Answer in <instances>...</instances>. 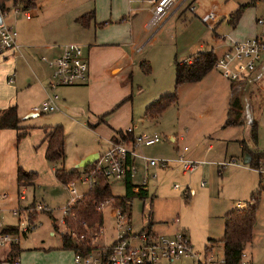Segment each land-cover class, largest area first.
<instances>
[{
  "label": "rangeland",
  "instance_id": "obj_1",
  "mask_svg": "<svg viewBox=\"0 0 264 264\" xmlns=\"http://www.w3.org/2000/svg\"><path fill=\"white\" fill-rule=\"evenodd\" d=\"M190 3L195 6L194 13L187 10ZM242 5L247 7L235 28L229 22L230 15ZM8 8L6 22L13 24L20 35H31L28 23L35 20L36 7L28 10L33 17L31 20H26L23 12L15 13L11 2L8 3ZM213 9L216 24L219 23L216 28L212 23L206 24L200 19L205 12ZM261 14H264V0H186L178 11H172L165 20L164 24H167L164 31L189 37L197 40L196 43L208 44L209 47L206 48L213 47L220 54L225 50L227 41L241 42L249 38V33L251 34L254 29L259 30L255 25V17ZM198 46L199 44H196L190 52L193 54L199 52ZM153 49L154 46L147 45L145 51L146 53L158 51ZM181 52L178 54L179 60L183 56ZM190 52L187 57L192 54ZM5 55L1 56L0 62V105L13 100L18 106L19 125L30 130L65 123L63 127L66 135V158L63 167L69 171L81 172V168L76 167L74 156L79 150L81 152L89 146L103 153L106 147L104 136L92 130L90 120L80 112L70 113L56 109L36 116L30 115L33 108H40L44 102L49 101L42 76L28 63L30 55L23 54L24 56L20 57L18 54L16 59H13L15 58L13 55L5 58ZM159 69L155 70L158 77L163 73ZM138 75L140 76L135 79L133 94L134 114L135 117L138 116L135 122L157 131L161 142L147 148L141 147L137 151L146 152L144 155L147 161L155 159L161 162L165 159L173 160L170 158L176 156L178 148L182 150L188 146L204 162L201 163L200 159L194 161L197 170L186 174H183L182 168L173 164V161H170L171 168L168 169H163L160 165L152 166L148 197L144 200L133 199L128 210L133 232L139 233L148 225L149 220H153V229L159 234H167L165 231L168 230L175 234L179 228H184L192 239L194 251L199 253L200 257L203 256L205 248L212 245L214 255L222 258L224 215L234 208L245 206L255 193L258 204L253 239L245 245L244 250L252 264H264V184L261 183L256 168L243 163L245 148L254 153H264V72L259 80L242 88L240 96L245 123L236 127L224 126L229 107L230 80L222 78L216 69L211 73V77L216 78L215 85L194 86L196 90L193 91L191 85L184 86L186 88L178 91V104L167 108L161 118L149 121L139 117V115L142 117L144 112L141 102L146 96L151 98L157 86L149 80V75L145 73ZM9 78H12V81H8ZM140 82L144 83L139 89L137 86ZM171 85L170 91L164 94L174 93L175 80ZM55 92L60 95L59 88ZM138 92L142 96H138L140 95ZM251 123L256 126L257 140L252 138ZM37 135L31 137L36 138ZM172 136L177 138L176 142L171 141ZM210 141L215 148L213 152L223 160L219 165L210 164L212 154H207ZM49 165H52L51 168L54 166L52 163ZM57 167H61V164ZM52 171V174L51 171L48 174L41 172L42 175L36 171L38 177L35 183L20 186V192L24 190V199L19 201L15 212L13 210L1 212L2 223L19 226L22 229L28 226V216L33 213L30 212L32 210L26 211L25 208H31L33 204L36 207L43 206L42 210L35 211L34 227L27 232H20L21 240L18 245L21 264H73L74 250L62 246V234L67 233L63 218L68 204H72L76 196L89 189V182L77 181L74 187L69 188L56 177L55 169ZM154 174L157 175L156 178L153 177ZM135 181L139 182L140 178L136 177ZM110 186L113 195L125 194L122 180L110 178ZM187 187L189 191L191 190L189 199L185 198ZM20 208L23 209L21 217ZM150 216L153 218L150 219ZM19 218L23 223L19 224L21 222ZM103 218L102 234L98 238L93 237L94 246L111 243L117 233L116 214L112 204L106 203L103 206ZM174 219L178 220L173 222ZM138 242L135 244H140ZM92 256L98 258L97 251H94ZM171 264L195 263L192 259L181 258Z\"/></svg>",
  "mask_w": 264,
  "mask_h": 264
},
{
  "label": "crops",
  "instance_id": "obj_2",
  "mask_svg": "<svg viewBox=\"0 0 264 264\" xmlns=\"http://www.w3.org/2000/svg\"><path fill=\"white\" fill-rule=\"evenodd\" d=\"M35 1L37 4L35 20L28 23V30L31 31V35L29 34L28 36H25L24 34H19V48L3 55H5V58H9L13 55L15 57L13 59H16L18 54L20 57H23V54L31 56L30 59L28 58V63L42 76L45 84V93L48 97L50 98L52 94H56L55 90L57 88L60 89L61 96L56 94L58 98L55 101L56 108L54 110L59 109L61 111H69L70 113H82L84 117L90 120L89 123L93 128L92 130L104 136L106 147L104 152L99 153V155L104 154L110 147L111 141H114L119 137L118 131L124 132L128 129H132V132L130 133L131 137L133 135L159 136L154 129H150V127H145L144 125L141 126L135 122V119L138 116L135 117L134 114V82L135 79L139 78L140 75L138 74L145 73L141 68V63L143 61L150 65L149 73L145 74L149 75V80L157 86V90H154V94L151 98H149L150 96L142 97L143 99L141 103H143L142 107L144 108V112L142 117L140 115L139 117L140 119L142 118V120L149 121L151 119L144 117L145 109L150 103L158 100L163 97V95H166L164 93L170 91L171 84H173L175 80L174 64L176 60L179 62L190 61L198 53L208 51H214L217 58H219L231 48L233 42H236L234 40L228 42L226 37H224L227 41L226 48L219 54L213 47L206 48L208 44L205 45L202 42L196 43L197 40L190 39L189 37L165 32L164 26L167 23H163L159 30L151 35L147 28L148 22L152 16L153 7L150 0ZM184 3L179 6L177 5L175 10L178 11ZM187 10L192 13L195 11H190L188 6ZM89 12H93L94 17L88 20L87 24H82L77 21L79 17L86 15ZM262 15L264 14L255 17L256 27H258L256 19ZM202 17H200V19H202ZM32 18L31 15V18H26V20H31ZM6 23L10 24L8 22ZM212 24L215 28L218 26L219 23L216 24V16ZM237 25L234 27L236 28ZM258 31V29H254L251 34L249 33V38L255 36ZM66 44H78L81 47L84 58L89 64L87 80L80 84L61 85L51 88L50 82L52 80V70L43 60V57L49 59L55 58L60 53L61 47ZM196 44H199L198 47L200 50L196 54H193V52L190 51H192ZM147 45L154 46L153 50L158 49V51L156 53H152V51L146 53L145 48ZM139 47H142L140 51L137 50ZM181 51L183 52V56L182 59L179 60L178 54ZM189 52L192 54L187 57ZM173 55L175 57L174 59ZM1 56L2 55H0V62L2 60ZM157 68H160L159 70L163 71L160 77L155 73ZM213 70L201 81L186 83L182 85L180 89L186 88L184 87L186 85H191L193 91V89L196 90L194 86L206 87L215 85L216 78L211 77ZM216 70L220 73L222 78L225 79L221 71L218 69ZM263 72L264 51L262 52L261 57L255 62V68L252 71H246L242 74L238 81L241 82V85L244 87L248 83L259 80ZM229 82L228 89L230 95L228 102L230 103L231 80ZM140 83L137 86L139 89L144 82ZM139 91L141 92V90ZM139 94L140 95L138 96H142L141 93ZM12 105L17 106L13 100H10L9 103L6 102V104L0 105V109ZM38 114L40 113L35 111H31L30 113V115L33 116ZM161 115L158 118H161ZM63 125L65 126V123ZM63 125L61 126L63 127ZM20 127H22L23 131L26 133L22 137L18 136L19 132H17V130L0 129V215L1 212L4 211L13 210L15 212V208L20 203L19 201L24 199V190L20 192V187L17 181L18 167H21L26 171H37L40 173L39 175H42L41 172L48 174L50 171L52 174V170H54L57 165H63L65 161L64 159L63 163H54L53 168H51L50 166L52 165H49V161L45 158L47 146V132L45 129L30 130L28 127ZM35 133L38 134L37 137L32 138L31 136H35ZM171 141L176 142L177 138L172 136ZM159 142H161V140ZM89 147L81 152H79V150L77 152L78 154L76 153L74 156L75 163L78 164L86 155L97 152L96 149ZM143 147L147 148L149 146H142V148ZM139 148L141 147L135 148V155L132 157V161L137 170L132 178L133 182L136 184H141L144 178L147 179L146 186L148 188L150 182L149 177L151 176L153 167L150 166L146 160L144 155L146 152L137 151ZM214 149L215 148L210 141L207 146V150L209 151L207 154H212V157H210V164L219 165L223 160L218 158L216 152H213ZM177 150V154L180 153L178 156L176 154L175 157H167L173 160L165 159L168 163L167 169L170 161H173V164L179 165V167L182 168L183 174L188 173L183 170V164L179 160L181 156L190 161L196 162L200 159L199 161H201V163L204 162L200 157H197L196 153L192 152L189 147L187 151H185L184 148H182V150L178 148ZM169 168H171V165ZM136 177L140 178L139 182L135 181ZM156 177L157 175L154 178ZM75 184L76 182L74 184H69L68 187H74ZM186 192H188V196H185V198L189 199L191 197V190L189 191L188 187ZM83 194L84 193L76 196L74 202ZM238 205L240 206L241 204ZM20 214L21 212H19V215ZM8 226L12 225H6L0 221V231L5 230ZM165 232L171 234V230ZM189 238L194 249L195 246L193 245L192 239L191 237Z\"/></svg>",
  "mask_w": 264,
  "mask_h": 264
},
{
  "label": "built area",
  "instance_id": "obj_3",
  "mask_svg": "<svg viewBox=\"0 0 264 264\" xmlns=\"http://www.w3.org/2000/svg\"><path fill=\"white\" fill-rule=\"evenodd\" d=\"M150 1L153 7L147 28L149 33L153 35L159 30L177 5L179 6L186 0ZM13 7L15 13L23 12L27 19L31 18L28 10H23L19 5ZM188 7L190 11L195 10V6L192 3ZM6 11L8 12V10L0 11L2 19L0 24V55L19 48V33L13 25L5 22ZM214 19V9L208 11L202 17V21L206 24H211ZM256 24L259 27V31L255 36L241 42H233L231 48L215 62L214 68L220 70L225 78L233 81L241 77L246 71H252L255 68V62L264 51V15L256 19ZM141 48L139 47L137 50L140 51ZM43 60L52 70L51 88L61 85L80 84L87 80L89 64L78 44L63 45L58 56L53 59L43 57ZM8 80L12 81V78ZM57 98L56 94H52L49 101L44 102L40 108H33V111L44 113L54 110ZM131 132L132 129H128L123 132V135L127 138ZM126 138L119 134L117 140L111 141L110 147L97 160L98 173H103L109 178L122 181H124L128 173L133 177L137 171L132 161V157L135 155V148L152 146L161 140L159 136L146 135H133L130 139ZM184 150L187 151L188 147L185 146ZM179 160L182 162L185 172H192L197 168V164L194 161L184 159L182 156ZM148 163L150 166L160 165L162 168H167L168 166L166 160L158 162L155 159H150ZM256 170L261 183L264 184V159L261 160ZM155 176L156 174L153 175V177ZM80 181L89 182V176H82ZM146 183L147 179L144 178L141 184L146 185ZM175 188H177V185H175ZM185 196H188V192H186ZM106 203L112 204V201L101 202L98 205V211L103 212V206ZM36 208L42 210L43 206L38 205ZM114 209L117 233L112 242L103 246H94L92 243L93 237L98 238L102 234L103 226L95 228L91 233V243L94 247H97L94 251H97L98 258L92 256L94 251L88 254L75 252L73 264H163L166 262L171 264L181 258L192 259L195 264H228L224 256L218 258L214 255L212 245L207 246L203 256L200 257L199 253L194 251L190 238L183 228H179L175 234H159L155 232V237L149 239L146 233L133 232L129 222V215L122 208L115 207ZM177 220L174 219L172 221ZM30 228L32 227L29 225L22 229L20 228V232H27ZM20 239V233L0 231V264H21L20 255L12 254L13 247L19 244ZM82 239L83 236L79 240L82 241ZM136 242L140 244H135ZM235 264H252L245 250H243L240 259Z\"/></svg>",
  "mask_w": 264,
  "mask_h": 264
},
{
  "label": "trees",
  "instance_id": "obj_4",
  "mask_svg": "<svg viewBox=\"0 0 264 264\" xmlns=\"http://www.w3.org/2000/svg\"><path fill=\"white\" fill-rule=\"evenodd\" d=\"M9 2H11L13 6H21L23 10H31L37 6L35 0H0L1 12L9 10ZM246 7L247 5H242L230 15L229 22L232 25L235 26L238 24ZM93 17L94 13L89 12L79 17L77 21L82 24H87V21ZM217 59V55L214 51H208L198 53L190 61L179 62L176 60L174 64V93L163 96L150 103L145 109L144 117L147 119H157L167 108L177 104L180 87L186 83L201 81L209 72L215 69L214 65ZM141 68L145 73H149L150 71V65L147 62L143 61L141 63ZM239 78L231 81V99L225 127L240 126L245 123L242 98L240 96L243 85L238 81ZM19 123L20 119L16 105L0 109V129L17 130V132H19L18 136L22 137L26 133L23 131V128L20 127ZM45 131L47 132L45 158L53 164L57 162L63 163L65 159L64 128L58 125L46 127ZM250 132L252 138L257 140L256 126L253 123H251ZM118 134L126 138L122 131H118ZM127 138H132L131 134L128 135ZM244 151L251 155L249 165L255 168L259 165L261 160L264 159V153H254L246 148ZM97 165L98 162L95 161L93 164L81 168V172L66 170L63 165L55 168L56 177L66 185L80 181L82 176H89V189L73 204L66 207L63 218V223L67 229V233L62 234L63 248H72L74 252H80L82 254H88L97 248L91 243V233L95 228L102 227L104 223L103 212L97 209L101 202L111 200L114 208L120 207L128 214L133 199L138 198L144 200L149 195L147 186L134 183L130 173H128L124 179L125 194L123 196L113 195L110 186V178L103 173H98ZM37 175L36 172L26 171L18 167L17 181L19 187L27 183H34ZM251 198V201L245 206L234 208L224 215V234L221 242L224 249V258L228 264L237 263L245 245L250 243L253 239V225L256 217L258 199L255 193ZM26 209L28 211L32 210L30 212H33L28 216V225L34 227V217L37 208L35 204H33L31 208H25V210ZM19 210L22 212L23 209L20 208ZM151 217L153 218V216H150V219H152ZM153 224V220H149L148 225L143 227L139 233H146L149 239H152L156 235ZM3 231L20 233V228L19 226H8ZM81 236H83L82 241L79 240ZM12 254L20 255L19 245L13 247Z\"/></svg>",
  "mask_w": 264,
  "mask_h": 264
},
{
  "label": "water",
  "instance_id": "obj_5",
  "mask_svg": "<svg viewBox=\"0 0 264 264\" xmlns=\"http://www.w3.org/2000/svg\"><path fill=\"white\" fill-rule=\"evenodd\" d=\"M2 23L1 15H0V24ZM99 152H93L86 155L80 162L76 165L77 168H85L86 166L93 164L95 161L99 159ZM251 161V155L246 152L244 155L243 163L249 164Z\"/></svg>",
  "mask_w": 264,
  "mask_h": 264
}]
</instances>
